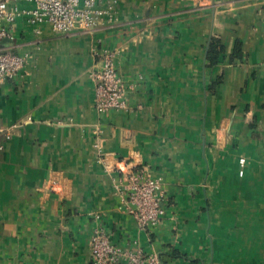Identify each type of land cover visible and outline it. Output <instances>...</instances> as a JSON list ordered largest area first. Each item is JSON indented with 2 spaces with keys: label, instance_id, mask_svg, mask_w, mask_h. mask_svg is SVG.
I'll return each mask as SVG.
<instances>
[{
  "label": "crops",
  "instance_id": "0c3cea01",
  "mask_svg": "<svg viewBox=\"0 0 264 264\" xmlns=\"http://www.w3.org/2000/svg\"><path fill=\"white\" fill-rule=\"evenodd\" d=\"M98 1L114 19L88 32L19 24L29 63L0 82V124L17 126L0 138V264H92L94 213L115 245L163 264H264V0ZM214 38L226 50L211 67ZM104 51L129 109L101 118L91 74ZM96 125L113 164L163 178L156 229L124 207Z\"/></svg>",
  "mask_w": 264,
  "mask_h": 264
},
{
  "label": "built area",
  "instance_id": "2783aa9c",
  "mask_svg": "<svg viewBox=\"0 0 264 264\" xmlns=\"http://www.w3.org/2000/svg\"><path fill=\"white\" fill-rule=\"evenodd\" d=\"M98 0H0V43L10 40L0 49V82L15 80L27 67L30 54L19 53L13 44L17 38L19 24L23 23L39 34L43 26H50L54 32L68 34L77 30L85 32L95 28L108 18L114 19V6L98 5ZM101 62L91 76L95 84V107L99 117L111 111L129 109L127 84L115 65V54L104 51L98 54ZM130 86V85H129ZM135 88V86H130ZM17 126L4 127L0 124V138L3 144L9 141ZM93 149L98 160L115 173L114 187L122 198L124 207L132 214L139 229L150 232L156 229L165 215V189L162 177L153 176L146 169L125 170L120 163L113 164L103 148L102 128L96 125L92 131ZM3 146L0 148L2 149ZM241 166L245 160L241 159ZM56 184L52 185L55 190ZM95 228L91 238L92 264H163L161 256L147 253L144 249H124L115 245L102 224V216L94 213Z\"/></svg>",
  "mask_w": 264,
  "mask_h": 264
},
{
  "label": "trees",
  "instance_id": "16d2710c",
  "mask_svg": "<svg viewBox=\"0 0 264 264\" xmlns=\"http://www.w3.org/2000/svg\"><path fill=\"white\" fill-rule=\"evenodd\" d=\"M225 46L221 43V40L214 38L211 41L208 51V63L213 67L220 63L222 55L225 53ZM243 57L242 44L238 42L235 45L234 52L231 56V64H237V60H241Z\"/></svg>",
  "mask_w": 264,
  "mask_h": 264
},
{
  "label": "water",
  "instance_id": "95a60500",
  "mask_svg": "<svg viewBox=\"0 0 264 264\" xmlns=\"http://www.w3.org/2000/svg\"><path fill=\"white\" fill-rule=\"evenodd\" d=\"M10 40H4L0 43V49H2L6 44H8Z\"/></svg>",
  "mask_w": 264,
  "mask_h": 264
}]
</instances>
